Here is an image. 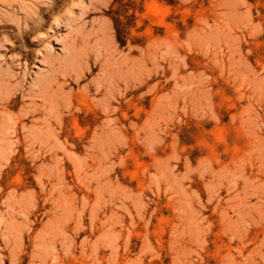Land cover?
<instances>
[{
  "label": "rangeland",
  "instance_id": "1",
  "mask_svg": "<svg viewBox=\"0 0 264 264\" xmlns=\"http://www.w3.org/2000/svg\"><path fill=\"white\" fill-rule=\"evenodd\" d=\"M41 1L0 0V264H264V0Z\"/></svg>",
  "mask_w": 264,
  "mask_h": 264
},
{
  "label": "bare ground",
  "instance_id": "2",
  "mask_svg": "<svg viewBox=\"0 0 264 264\" xmlns=\"http://www.w3.org/2000/svg\"><path fill=\"white\" fill-rule=\"evenodd\" d=\"M18 1H19V0H18ZM21 1H22V0H21ZM32 1H35V0H31V2H32ZM42 1H43V0H42ZM42 1H41V2H42ZM45 1H46V0H45ZM23 2H24V0H23ZM27 2H28V1H27ZM29 2H30V1H29ZM29 2H28V3H29ZM46 2H47V1H46ZM46 2H45V3H46ZM50 2H51V1H50ZM39 3H40V2H39ZM42 3H43V2H42ZM51 3H52V2H51ZM53 3H54V2H53ZM21 4H22V3H21ZM37 4H38V3H37ZM37 4H33V5L35 6V5H37ZM22 5H23V4H22ZM29 5H30V4H29ZM29 5L27 4V6H29ZM34 6H32L31 8L33 9ZM48 6H49V4H48ZM48 6H47V7H48ZM54 6H55V5H54ZM28 8H30V7H28ZM37 8H38V5H37ZM25 9H26V8H25ZM32 9H30V10H32ZM34 10H36V9H34ZM47 10H48V9H47ZM35 12H36V11H35ZM35 12L32 11L33 14H34ZM24 13H25V16H24L25 19H29V16L32 17V15H30L28 12H24ZM36 13H37V12H36ZM34 15H35V17H36V14H34ZM20 18H21V17H20ZM32 18H34V17H32ZM34 19H35V18H34ZM19 21L21 22V20H19ZM27 21H28V20H27ZM31 21H32V22H35L34 20H31ZM36 22H37V21H36ZM38 22H39V21H38ZM22 23H23V22H22ZM22 23H21V24H22ZM26 23H27V22H26ZM28 23H29V22H28ZM35 24H36V23H35ZM39 24H40V22H39ZM43 24H44V22H43ZM43 24L41 23V25H43ZM17 25H18V23H17ZM30 25H31V24H30ZM25 26H26V24H25ZM34 26H35V25H34ZM35 27H36V26H35ZM20 28H22V27H20ZM20 28H19V29H20ZM32 29H33V28H32ZM34 29H35V28H34ZM41 29H43V27H42ZM22 30H23V29H22ZM37 30H39V27L37 28ZM37 30H36V31H37ZM25 31H26V30H25ZM33 31H34V30H33ZM20 32H21V31H20ZM23 32H24V31H23ZM28 32H29V31H28ZM38 32H39V31H38ZM33 33H34V32H33Z\"/></svg>",
  "mask_w": 264,
  "mask_h": 264
}]
</instances>
